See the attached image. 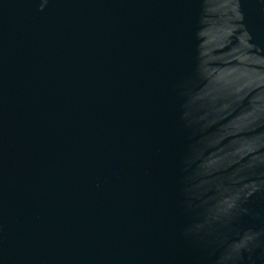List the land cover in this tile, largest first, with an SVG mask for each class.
<instances>
[{
    "label": "water",
    "instance_id": "95a60500",
    "mask_svg": "<svg viewBox=\"0 0 264 264\" xmlns=\"http://www.w3.org/2000/svg\"><path fill=\"white\" fill-rule=\"evenodd\" d=\"M0 264H264V0H0Z\"/></svg>",
    "mask_w": 264,
    "mask_h": 264
}]
</instances>
